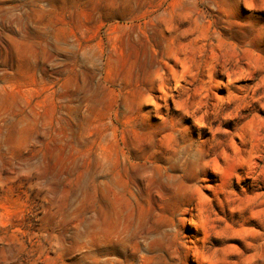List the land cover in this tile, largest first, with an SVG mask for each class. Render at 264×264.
<instances>
[{
  "label": "rangeland",
  "instance_id": "374dc122",
  "mask_svg": "<svg viewBox=\"0 0 264 264\" xmlns=\"http://www.w3.org/2000/svg\"><path fill=\"white\" fill-rule=\"evenodd\" d=\"M0 264H264V0H0Z\"/></svg>",
  "mask_w": 264,
  "mask_h": 264
},
{
  "label": "bare ground",
  "instance_id": "6f19581e",
  "mask_svg": "<svg viewBox=\"0 0 264 264\" xmlns=\"http://www.w3.org/2000/svg\"><path fill=\"white\" fill-rule=\"evenodd\" d=\"M227 72V71H226ZM198 205V204H197ZM199 207H200V205H199ZM198 211V210H197ZM189 212V211H188Z\"/></svg>",
  "mask_w": 264,
  "mask_h": 264
}]
</instances>
